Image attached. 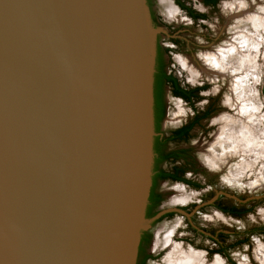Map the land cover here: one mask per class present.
Returning <instances> with one entry per match:
<instances>
[{"label": "water", "instance_id": "95a60500", "mask_svg": "<svg viewBox=\"0 0 264 264\" xmlns=\"http://www.w3.org/2000/svg\"><path fill=\"white\" fill-rule=\"evenodd\" d=\"M157 31L147 0H0V264H130Z\"/></svg>", "mask_w": 264, "mask_h": 264}, {"label": "clouds", "instance_id": "9594fccd", "mask_svg": "<svg viewBox=\"0 0 264 264\" xmlns=\"http://www.w3.org/2000/svg\"><path fill=\"white\" fill-rule=\"evenodd\" d=\"M155 9L166 26L155 40L170 50L167 75L201 97L194 111L169 93L161 134L171 135L177 116L187 123L210 104L213 111L186 145L199 170L189 163L173 179L186 162L153 157L149 223L130 264H264V0H155ZM177 29L187 34L184 47L172 42ZM153 100L154 116V89ZM153 189L161 199L149 219ZM229 201L243 214L219 206ZM145 233L151 241L142 255Z\"/></svg>", "mask_w": 264, "mask_h": 264}, {"label": "flooded vegetation", "instance_id": "af4514ba", "mask_svg": "<svg viewBox=\"0 0 264 264\" xmlns=\"http://www.w3.org/2000/svg\"><path fill=\"white\" fill-rule=\"evenodd\" d=\"M179 2V0H178ZM206 3L214 2V0H205ZM147 4L150 9V14L152 21L155 25H160L162 28L166 27L161 24L158 16L156 15V10L154 8V0H147ZM183 7V5H181ZM189 14L193 17L197 16L195 12L191 9L188 10ZM177 35H175V39L172 41L182 47L185 46V39L187 34L182 32L180 29H177ZM175 32V33H176ZM174 33V34H175ZM168 49L162 48L157 43V56H156V75H155V83H154V95H155V127L157 132V137L155 138L154 150L156 156L159 158L157 163H159L160 159L169 161L175 164L177 161H185L186 163L177 165L172 169L174 175L173 179H179L182 177L183 172L186 170L189 163L192 164L193 167H197L195 165V161L191 158V149L188 148L187 141L195 135L194 129L202 127V120L212 114L213 105H209L207 111L203 113H199L196 117L189 116L187 118V123H184V118L181 116L176 117L175 125L171 131L170 136H165L161 134V130L163 127V122L165 120L167 109H168V94L171 93L173 97L182 98L189 106L194 107V99L195 101H199L201 97L198 96L199 89L193 91H184L180 88L178 81L174 77H169L167 75V69L170 66V57H169ZM157 116L161 117L160 121L157 122ZM179 121V123H177ZM197 170L198 167H197ZM167 178V177H165ZM195 187H199V185H194ZM161 197L156 194L155 189H153L151 195L152 206L147 210V217L151 218L155 212V206L159 203ZM150 203V202H149ZM220 207H223L226 211H231L234 216H239L243 214V210H237L231 207V202H227L226 204H220ZM150 214H152L150 216ZM221 238H224L221 236ZM151 240V237L145 233L142 237L141 245H143L145 252V245H147Z\"/></svg>", "mask_w": 264, "mask_h": 264}, {"label": "rangeland", "instance_id": "374dc122", "mask_svg": "<svg viewBox=\"0 0 264 264\" xmlns=\"http://www.w3.org/2000/svg\"><path fill=\"white\" fill-rule=\"evenodd\" d=\"M154 2H155V0H154ZM154 8H155V4H154ZM156 10V9H155ZM155 25V24H154ZM155 27L158 29V30H162V27L160 26V25H155ZM178 34V32H176L174 35H177ZM182 47H184L183 45H182ZM168 112H169V100H168V109H167V114H166V117H165V120H164V122L165 121H169V116H168ZM175 121H176V119L175 120H171L170 121V127L171 128H173L174 127V125L176 124L175 123ZM164 122H163V126H164ZM230 202V201H229ZM221 239H224V238H221ZM151 241V240H150ZM148 244H150V242L148 243ZM147 244V245H148ZM147 245H145V251H146V247H147ZM146 253V252H145ZM142 255H145V254H142Z\"/></svg>", "mask_w": 264, "mask_h": 264}, {"label": "trees", "instance_id": "16d2710c", "mask_svg": "<svg viewBox=\"0 0 264 264\" xmlns=\"http://www.w3.org/2000/svg\"><path fill=\"white\" fill-rule=\"evenodd\" d=\"M157 122H159L160 121V119H161V117H159V116H157ZM152 214H150V216H151ZM143 252H144V249H143V245H141V254H143Z\"/></svg>", "mask_w": 264, "mask_h": 264}]
</instances>
